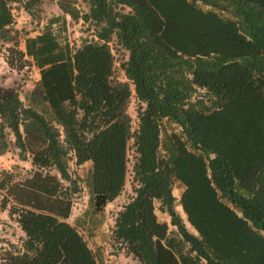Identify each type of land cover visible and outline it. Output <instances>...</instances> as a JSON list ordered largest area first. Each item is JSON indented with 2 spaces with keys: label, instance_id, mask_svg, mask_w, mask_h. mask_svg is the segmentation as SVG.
I'll list each match as a JSON object with an SVG mask.
<instances>
[{
  "label": "trees",
  "instance_id": "1",
  "mask_svg": "<svg viewBox=\"0 0 264 264\" xmlns=\"http://www.w3.org/2000/svg\"><path fill=\"white\" fill-rule=\"evenodd\" d=\"M55 2L89 37L70 45L56 16L23 49L7 48L9 65H32L38 78L23 100L0 85V154L12 145L34 167L20 179L0 170V207L22 233L19 247L0 246V264H103L66 221L61 181H71V158L88 163L83 185L99 211L124 186L129 141L132 195L110 227L125 254L138 264H264V0ZM40 3L0 0V40L13 41V4L34 16ZM110 42L125 53L124 81Z\"/></svg>",
  "mask_w": 264,
  "mask_h": 264
},
{
  "label": "rangeland",
  "instance_id": "2",
  "mask_svg": "<svg viewBox=\"0 0 264 264\" xmlns=\"http://www.w3.org/2000/svg\"><path fill=\"white\" fill-rule=\"evenodd\" d=\"M83 8V4H79ZM14 22L11 26L10 34L13 41L6 42L0 40V85L5 87H13L16 89L19 97L23 100L25 93L32 87L38 74L34 67L25 66L17 69L8 64L7 48L11 46L14 40L16 46L21 48L22 39L25 35L33 36L39 32L47 20L53 16H63L55 0H41L39 9L34 16L27 15L17 4L12 5L11 9ZM66 16V17H65ZM62 17L64 26L62 29L63 37L66 38L70 45H77L82 37H89V32L85 30V25H81L80 21H73L69 16ZM61 21L57 22L58 23ZM51 28H55L52 26ZM112 54L116 76L120 80H125L123 73L119 69V62L125 57V53L118 49L112 42L109 44ZM117 47V48H116ZM130 96L127 103L126 112L130 117L131 130L136 127V107L137 101L134 97L132 86L130 85ZM127 171L125 174L124 186L120 194L112 201L106 203L99 211H94L89 204L88 194L83 185V179L88 171L89 164L75 165L73 159L68 161V175L70 182L61 181L66 187L67 194L72 202L70 215L66 219L68 223L75 226L92 248H98L101 252L103 264H138L130 255L124 253L122 249L115 244L110 235V227L112 225L113 216L121 209L122 205L128 201L132 195L131 191V165L133 161V148L131 141L127 147ZM34 167L30 165L29 160H21L17 156V150L10 145L8 149L0 154V170L11 172L14 179L31 174ZM51 174H56L53 169L48 170ZM75 187L76 191H72ZM182 186L174 182L172 186V194L175 198L179 197ZM1 192V191H0ZM1 194V193H0ZM177 212L184 219L180 206L176 207ZM157 212V211H156ZM189 229V226L187 225ZM22 236L21 231L16 224L7 215V209L0 207V246L10 247L12 243L14 248L19 247V238Z\"/></svg>",
  "mask_w": 264,
  "mask_h": 264
},
{
  "label": "crops",
  "instance_id": "3",
  "mask_svg": "<svg viewBox=\"0 0 264 264\" xmlns=\"http://www.w3.org/2000/svg\"><path fill=\"white\" fill-rule=\"evenodd\" d=\"M65 16V15H64ZM53 17H56V15L55 16H53ZM53 17H50V18H53ZM62 17L63 16H60L59 17V21H61L62 22ZM66 17V16H65ZM49 18V19H50ZM48 19V20H49ZM48 20H47V22H48ZM46 22V23H47ZM53 24V23H52ZM51 24V25H52ZM38 33V32H37ZM26 36H30V35H25L24 37H26ZM21 49H23V45H22V47H21ZM31 67H34V66H32L31 65ZM35 68V67H34ZM35 70H36V72H37V74H38V71H37V69L35 68ZM38 78V77H37ZM37 78L35 79V80H37ZM159 219L160 220H163V221H165L167 224H168V230H169V233H168V237H172V238H176V233H175V229H174V227H172L171 225H169V223H168V217L165 215V214H161L160 216H159ZM189 230H191V228L189 229ZM172 242H174V241H172Z\"/></svg>",
  "mask_w": 264,
  "mask_h": 264
}]
</instances>
